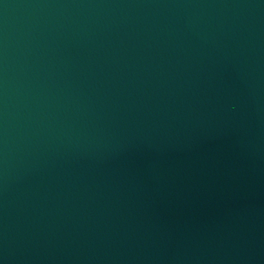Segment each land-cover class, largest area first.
Listing matches in <instances>:
<instances>
[{
  "label": "water",
  "instance_id": "1",
  "mask_svg": "<svg viewBox=\"0 0 264 264\" xmlns=\"http://www.w3.org/2000/svg\"><path fill=\"white\" fill-rule=\"evenodd\" d=\"M0 264H264V0H0Z\"/></svg>",
  "mask_w": 264,
  "mask_h": 264
}]
</instances>
